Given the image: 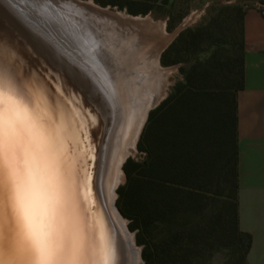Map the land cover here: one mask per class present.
<instances>
[{
    "label": "trees",
    "instance_id": "16d2710c",
    "mask_svg": "<svg viewBox=\"0 0 264 264\" xmlns=\"http://www.w3.org/2000/svg\"><path fill=\"white\" fill-rule=\"evenodd\" d=\"M125 3L132 15L149 10L141 0ZM100 4L121 7L115 0ZM233 9V38L216 37L203 47L207 27L199 25L181 30L160 53L163 65L183 63L181 79L148 110L136 142L142 156L123 162L125 180L115 199L143 244L144 264H203L215 249L226 253L220 264H247L250 235L237 223L235 99L243 86L244 9Z\"/></svg>",
    "mask_w": 264,
    "mask_h": 264
},
{
    "label": "bare ground",
    "instance_id": "6f19581e",
    "mask_svg": "<svg viewBox=\"0 0 264 264\" xmlns=\"http://www.w3.org/2000/svg\"><path fill=\"white\" fill-rule=\"evenodd\" d=\"M5 3L16 13L30 15L51 29L50 20L44 16L52 8L61 39L69 35L70 28L76 31L83 28L97 32L94 42L77 43L72 49L79 58L64 60L20 27ZM0 17L10 26V30L6 28L8 34L0 56L15 80L31 82L69 117H79L87 125L84 132L88 139L80 148L89 151L79 162V171L80 192L90 213L89 223L97 221L113 238L116 264H141L132 234L113 206V197L122 180L120 165L135 148L146 112L165 93L164 72L171 68L160 66L157 60L163 35L155 34L156 24L148 15L133 16L100 7L91 0H0ZM184 25L183 22L179 27ZM157 30L165 33L161 28Z\"/></svg>",
    "mask_w": 264,
    "mask_h": 264
},
{
    "label": "snow or ice",
    "instance_id": "6c2138e0",
    "mask_svg": "<svg viewBox=\"0 0 264 264\" xmlns=\"http://www.w3.org/2000/svg\"><path fill=\"white\" fill-rule=\"evenodd\" d=\"M6 28L0 17V53ZM86 126L17 82L0 56V264H116L114 240L89 223L80 192Z\"/></svg>",
    "mask_w": 264,
    "mask_h": 264
},
{
    "label": "crops",
    "instance_id": "0c3cea01",
    "mask_svg": "<svg viewBox=\"0 0 264 264\" xmlns=\"http://www.w3.org/2000/svg\"><path fill=\"white\" fill-rule=\"evenodd\" d=\"M243 86L236 92L237 223L250 235L247 264H264V7L241 17Z\"/></svg>",
    "mask_w": 264,
    "mask_h": 264
},
{
    "label": "rangeland",
    "instance_id": "374dc122",
    "mask_svg": "<svg viewBox=\"0 0 264 264\" xmlns=\"http://www.w3.org/2000/svg\"><path fill=\"white\" fill-rule=\"evenodd\" d=\"M94 4L100 7H108L109 9H117L119 11H125L127 14H130L126 11V3L127 0H115L117 4H121V7L118 5H110L105 4L102 5L100 2H106L108 0H91ZM99 1V2H97ZM143 5L149 7V10L144 14H136L133 16H146L148 15L152 21L156 24L155 26V34L163 35L160 37L159 42L162 44L161 49L158 53V63L162 67H169L171 69L166 68L164 74V80H166L167 85H165L164 95L160 98L156 104L157 105L167 94L169 87L177 80L181 79V72L179 70V66L183 63H173L168 65H163L160 63V53L163 49H165L175 38V36L183 29L186 28H195L199 25H204L207 27V41L204 42L202 45L203 47L207 45V42L211 39L216 37L222 38L223 40H229L236 36L235 32L237 31V15L233 9L234 6H240L244 9L246 6H250L253 4H260L259 0H167L166 5H159L158 0H141ZM264 7V4H262ZM132 15V14H130ZM228 18L227 25L222 23V19ZM167 19L170 21V28H166ZM230 19V20H229ZM185 23L184 26L180 27L179 31L175 33V30L181 23ZM229 24V25H228ZM161 28L165 33L161 34V31L157 30ZM159 32V33H158ZM155 38H159V36H155ZM206 55V54H205ZM199 55V56H205ZM172 56V55H169ZM193 55L189 54L186 56L187 60H190ZM105 61V60H104ZM165 82V81H164ZM160 89V90H159ZM157 88L158 91H161V88ZM152 107V108H153ZM146 119V118H145ZM145 122V121H144ZM142 122V126L144 124ZM142 128V127H140ZM141 130V129H140ZM138 132L137 138L135 140V148L131 150L130 154H128L122 161L120 165V169L122 172V180L118 182L117 186L115 187L114 197H113V206L120 214L116 204V188L123 184L125 180V175L122 169V164L127 158H132L134 160L140 159L142 153L136 149V142L140 133ZM121 218L125 222V226L127 231L132 234L133 242L135 247L138 249L139 258L141 260V264H144L143 259L141 258V249L143 244L137 240V234L135 229H130L129 226V219L123 217L120 214ZM226 253L222 249H215L211 252L210 255H207L206 259L204 260L203 264H220L224 260Z\"/></svg>",
    "mask_w": 264,
    "mask_h": 264
},
{
    "label": "water",
    "instance_id": "95a60500",
    "mask_svg": "<svg viewBox=\"0 0 264 264\" xmlns=\"http://www.w3.org/2000/svg\"><path fill=\"white\" fill-rule=\"evenodd\" d=\"M6 4V3H5ZM6 6L9 8V10H11V14L13 13L15 15V18L17 20V22L19 23L18 25H20V27H23L25 30H27L28 32H30L36 39L39 40V43L42 46H45L47 49H49L51 51V53H53L54 55L58 56V57H62V59L67 60V57L71 60L73 59H77L79 57H77L79 54L75 53L74 46L78 43V44H91L94 42V37L96 36L97 32H93V31H85L83 28L81 30H71V28L68 30V36L65 38H60L58 36V30H59V26L58 24H56L55 20V14L53 13L54 11L51 10L49 8V15L45 12L44 17H46V19L48 18V23L52 24V29L50 27L45 26L42 22H40V24L32 17L27 14H18L16 13L14 10H12L13 8H11V5H9L8 3L6 4ZM12 14V16H14ZM42 16V15H41ZM42 16V18H43ZM55 29V30H54ZM58 29V30H57ZM180 27H177L175 30V33H177L179 31ZM63 31H65L63 29ZM65 33V32H64ZM81 33V35H80ZM77 35V36H76ZM63 39L65 40V42H67L68 44L64 43ZM63 44H62V43ZM69 55L67 56V54ZM74 52V53H73ZM75 57V58H74ZM153 107V106H152ZM152 107H150L149 109H151ZM148 109V110H149ZM147 110V112H148ZM147 112L145 115V118L147 116ZM145 118L143 120V122L145 121ZM142 127V124H141ZM141 129V128H140ZM101 147H102V143H101ZM101 147H100V152L99 154L101 155ZM101 161V157L100 160ZM100 163V162H99ZM100 171V164L96 173V179H95V186H96V190L98 191L99 187V179H98V172ZM98 188V189H97ZM99 193V192H98ZM106 216V214H105ZM107 218V217H106Z\"/></svg>",
    "mask_w": 264,
    "mask_h": 264
},
{
    "label": "built area",
    "instance_id": "2783aa9c",
    "mask_svg": "<svg viewBox=\"0 0 264 264\" xmlns=\"http://www.w3.org/2000/svg\"><path fill=\"white\" fill-rule=\"evenodd\" d=\"M259 5H262V4H259Z\"/></svg>",
    "mask_w": 264,
    "mask_h": 264
}]
</instances>
